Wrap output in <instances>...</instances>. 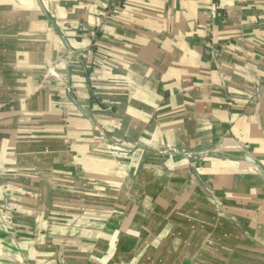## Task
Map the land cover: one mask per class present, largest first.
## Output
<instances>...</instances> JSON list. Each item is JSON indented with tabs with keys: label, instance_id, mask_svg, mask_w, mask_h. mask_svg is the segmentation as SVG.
<instances>
[{
	"label": "crops",
	"instance_id": "1",
	"mask_svg": "<svg viewBox=\"0 0 264 264\" xmlns=\"http://www.w3.org/2000/svg\"><path fill=\"white\" fill-rule=\"evenodd\" d=\"M41 2L0 0V263L264 264V0Z\"/></svg>",
	"mask_w": 264,
	"mask_h": 264
},
{
	"label": "water",
	"instance_id": "2",
	"mask_svg": "<svg viewBox=\"0 0 264 264\" xmlns=\"http://www.w3.org/2000/svg\"><path fill=\"white\" fill-rule=\"evenodd\" d=\"M41 9L43 10V12L45 13V15L49 18V20L53 23L51 17L49 16V14L47 13L45 7L43 6L41 0H37ZM210 24L208 25V31L205 35V50H207L209 43H210V39H211V32H210ZM56 29L58 30V28L56 27ZM59 35L61 36L62 41L65 44L66 47V54L64 55V57L62 59H60L58 61V63L63 62V63H68L71 59H76L78 60L81 64H83V67L85 68V72L87 73L86 67H85V63L83 60V56L81 55L80 51H76L74 50L70 44L67 42L66 38L62 35V33L58 30ZM50 73L52 75H54L58 81H63L64 83H66V91L67 94L69 95V97L77 104V101L75 99L73 90H72V86L70 83V76H69V72H68V76L67 77H63L59 72L56 71L55 67L52 66L50 69ZM84 115H86V117L91 121V123H93L99 130L100 134L104 137H107V134L103 131V129H100L99 126L96 124V122L94 121V119L90 116L87 115V113L85 112ZM126 141V140H125ZM122 143H125L123 140L119 141V142H114V146L115 147H119ZM133 143H135L137 146L139 147H143L144 149L145 146L143 144H141L139 141H133ZM154 151V150H152ZM155 154L157 155H161V156H176L179 158H183V159H208L211 156V152L210 151H206V152H201V153H192L190 151H186V150H176V149H167L164 151H154ZM247 162L254 164L257 169L260 171L261 175L264 176V169L262 167H260L259 165H257V163L252 159V158H247L246 159ZM199 264H207L205 262L200 261Z\"/></svg>",
	"mask_w": 264,
	"mask_h": 264
},
{
	"label": "built area",
	"instance_id": "3",
	"mask_svg": "<svg viewBox=\"0 0 264 264\" xmlns=\"http://www.w3.org/2000/svg\"><path fill=\"white\" fill-rule=\"evenodd\" d=\"M92 39H95V34L92 35ZM51 76V75H50ZM54 76V75H53Z\"/></svg>",
	"mask_w": 264,
	"mask_h": 264
},
{
	"label": "rangeland",
	"instance_id": "4",
	"mask_svg": "<svg viewBox=\"0 0 264 264\" xmlns=\"http://www.w3.org/2000/svg\"><path fill=\"white\" fill-rule=\"evenodd\" d=\"M1 264V263H0Z\"/></svg>",
	"mask_w": 264,
	"mask_h": 264
}]
</instances>
